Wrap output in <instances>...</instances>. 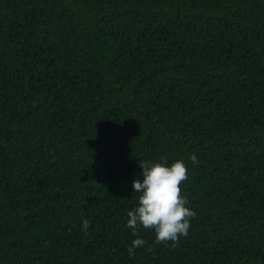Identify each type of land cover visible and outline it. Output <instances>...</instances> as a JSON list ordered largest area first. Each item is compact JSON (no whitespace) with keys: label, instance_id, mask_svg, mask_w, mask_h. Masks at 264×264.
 Here are the masks:
<instances>
[{"label":"trees","instance_id":"1","mask_svg":"<svg viewBox=\"0 0 264 264\" xmlns=\"http://www.w3.org/2000/svg\"><path fill=\"white\" fill-rule=\"evenodd\" d=\"M161 157L175 247L127 227ZM0 264H264V0H0Z\"/></svg>","mask_w":264,"mask_h":264},{"label":"clouds","instance_id":"2","mask_svg":"<svg viewBox=\"0 0 264 264\" xmlns=\"http://www.w3.org/2000/svg\"><path fill=\"white\" fill-rule=\"evenodd\" d=\"M191 161L198 164L195 154ZM138 167L142 169L141 177L134 179L132 187L139 195L138 206L127 212V227L139 236L141 227L154 231L155 243L171 242L177 246L180 237H187L191 227V219L196 213L187 207L189 201L183 193L182 185L188 179V166L181 160L169 165L166 157L159 161L139 160ZM90 221H83L86 232ZM145 240L137 238L128 248L130 256L135 255L134 249L143 247Z\"/></svg>","mask_w":264,"mask_h":264}]
</instances>
